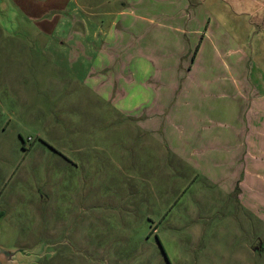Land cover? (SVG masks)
Listing matches in <instances>:
<instances>
[{
	"label": "rangeland",
	"instance_id": "rangeland-1",
	"mask_svg": "<svg viewBox=\"0 0 264 264\" xmlns=\"http://www.w3.org/2000/svg\"><path fill=\"white\" fill-rule=\"evenodd\" d=\"M226 5L0 0V264H264V222L187 166L193 115L235 121L229 72L264 65Z\"/></svg>",
	"mask_w": 264,
	"mask_h": 264
},
{
	"label": "crops",
	"instance_id": "crops-1",
	"mask_svg": "<svg viewBox=\"0 0 264 264\" xmlns=\"http://www.w3.org/2000/svg\"><path fill=\"white\" fill-rule=\"evenodd\" d=\"M226 1L229 4L226 6L230 9L249 14L253 23H259L257 26L264 39V0ZM63 9L70 15L76 11L70 3L64 5ZM89 10L81 11L80 17L76 13V16L71 18L76 20L75 26L82 24L75 27L74 31L80 34L77 43L82 48L83 57L94 59L96 52L93 50L87 54L86 51L92 46L91 43H95L93 41L95 32L100 27L91 19L96 12ZM66 31L64 39L67 37L72 40L74 38L72 30L66 27ZM87 37H90L88 42ZM236 60L234 57L235 63ZM143 65L145 67V63ZM244 70L243 72L237 67L236 70L229 72V79L236 91V96L232 95L235 101L232 100L235 104L233 109L235 121L211 122L209 115L204 114L203 117L207 119L201 121L200 111L198 115H193L192 126L197 129V135L194 133V136L189 137L187 166L202 169L203 174L207 176L206 180L209 182L207 184L217 185L231 194L229 198L233 200V207L240 208L256 220L264 222V65L252 60L247 62ZM79 71H82L81 74L84 73L82 69ZM224 79L227 78L224 76ZM198 87L195 86L196 91L200 89ZM192 102L197 105L194 100ZM198 132L201 134L198 135ZM176 143L174 140V155L179 158L182 153L177 151L179 147ZM200 153H203V157ZM200 159L204 162L202 163ZM213 178L217 179V182Z\"/></svg>",
	"mask_w": 264,
	"mask_h": 264
},
{
	"label": "water",
	"instance_id": "water-1",
	"mask_svg": "<svg viewBox=\"0 0 264 264\" xmlns=\"http://www.w3.org/2000/svg\"><path fill=\"white\" fill-rule=\"evenodd\" d=\"M1 254H4V255H11L12 252H9V251H7V250H5V249H3V248L0 247V255H1ZM0 261H1V259H0Z\"/></svg>",
	"mask_w": 264,
	"mask_h": 264
}]
</instances>
